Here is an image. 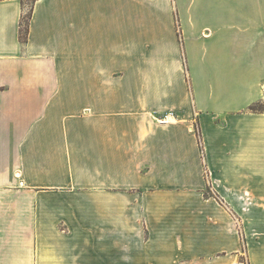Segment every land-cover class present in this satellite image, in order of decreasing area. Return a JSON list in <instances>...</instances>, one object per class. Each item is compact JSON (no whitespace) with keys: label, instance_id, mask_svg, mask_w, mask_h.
I'll use <instances>...</instances> for the list:
<instances>
[{"label":"crops","instance_id":"0c3cea01","mask_svg":"<svg viewBox=\"0 0 264 264\" xmlns=\"http://www.w3.org/2000/svg\"><path fill=\"white\" fill-rule=\"evenodd\" d=\"M254 103L264 0H0V264H264Z\"/></svg>","mask_w":264,"mask_h":264},{"label":"rangeland","instance_id":"374dc122","mask_svg":"<svg viewBox=\"0 0 264 264\" xmlns=\"http://www.w3.org/2000/svg\"><path fill=\"white\" fill-rule=\"evenodd\" d=\"M236 13H241V12H235V14ZM251 14H253V13H255V12H250ZM215 14H221V15H223L224 14V12H215ZM177 28H178V31H179V34H180V25L178 24V26H177ZM259 109H264V103H261L259 106ZM209 193V191L208 190H206L205 191V194H208ZM254 212V211H262V212H264V203H251V204H243V203H241V215L242 216H244L245 214H243L242 212H244V213H246V212ZM253 220L252 219H243L242 217H241V228H243L244 227V225L245 226H247L248 225V223H250V222H252Z\"/></svg>","mask_w":264,"mask_h":264},{"label":"trees","instance_id":"16d2710c","mask_svg":"<svg viewBox=\"0 0 264 264\" xmlns=\"http://www.w3.org/2000/svg\"><path fill=\"white\" fill-rule=\"evenodd\" d=\"M28 16H29V13H27V15L25 16L26 21H25V24H23L22 29H21V38L23 41L27 40V30H28L27 18H28ZM259 105H260V103H254L250 106V108L253 110H258Z\"/></svg>","mask_w":264,"mask_h":264}]
</instances>
